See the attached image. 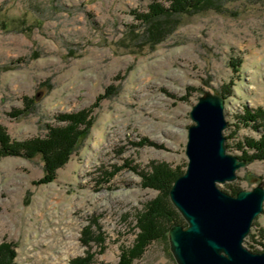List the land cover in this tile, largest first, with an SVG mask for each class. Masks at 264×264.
<instances>
[{"label": "rangeland", "instance_id": "obj_1", "mask_svg": "<svg viewBox=\"0 0 264 264\" xmlns=\"http://www.w3.org/2000/svg\"><path fill=\"white\" fill-rule=\"evenodd\" d=\"M151 1L0 0V123L11 138L46 137L64 125L58 114L93 107L89 131L54 172L41 154L0 152V244H14L16 264H70L89 250L93 264H117L141 231L139 216L162 204L163 220L186 224L169 194L167 202L172 180L157 186L146 177L157 163L185 172L190 110L201 95H223L233 83L228 152L241 155L239 142L259 136L240 116L246 105L264 107V0L173 13L155 36V20L133 14ZM25 97L34 101L20 114ZM261 181L264 159H255L219 186L234 193ZM88 226L103 233V248L94 238L85 244ZM260 229L264 209L244 243L251 250L263 247ZM132 264H178L168 233Z\"/></svg>", "mask_w": 264, "mask_h": 264}, {"label": "water", "instance_id": "obj_2", "mask_svg": "<svg viewBox=\"0 0 264 264\" xmlns=\"http://www.w3.org/2000/svg\"><path fill=\"white\" fill-rule=\"evenodd\" d=\"M226 99L201 95L190 110L185 172L173 182L169 197L186 224L168 231L178 264H264V251L244 243L264 209V182L235 195L220 188L238 178L248 160L228 152Z\"/></svg>", "mask_w": 264, "mask_h": 264}, {"label": "trees", "instance_id": "obj_3", "mask_svg": "<svg viewBox=\"0 0 264 264\" xmlns=\"http://www.w3.org/2000/svg\"><path fill=\"white\" fill-rule=\"evenodd\" d=\"M168 2V5L160 0H152L149 5V10L146 12H138L137 10L133 11L135 18L143 21L152 23L151 34L156 35V30L154 28L155 24H160L163 22V19L166 20L168 15L173 13H185L195 11L199 8L209 5L208 3L213 0H165ZM149 25V24H148ZM154 29V30H153ZM159 39L154 38V43ZM233 84V83H232ZM231 84V85H232ZM231 85H227L222 91L226 99V95H229L231 90ZM226 94V95H225ZM101 97L98 98V100ZM27 109H19L18 113L22 114L25 111L29 110V105L34 101L33 98L28 99L25 97ZM31 101V102H30ZM83 109L76 112L69 113H60L57 115V120L63 121L64 125L49 127V132L46 137H33L26 139L24 141H17L12 139L7 129L4 125L0 123V152L5 155H25L28 157H33L37 154L43 156V160L48 166V172H54L55 167L64 163L68 154L72 149L77 145L82 136H84L90 129L93 122L92 109ZM242 122L245 124L252 123L253 126L260 129V134L258 137H247L244 142H239V147L242 149V154L239 157L247 159L248 162L255 159H264V107H250L246 105L244 107V113L240 116ZM227 138V136H226ZM228 139V138H227ZM229 147V145L227 144ZM184 171L180 169H173L166 163H157L153 165V170L147 174L146 179L150 184L157 185V182L163 181L164 179H171L170 185L173 184L175 179L183 174ZM112 174L110 173V176ZM45 179H50L51 176L47 175ZM42 179L43 181L45 179ZM147 181V180H146ZM164 182V181H163ZM162 183V182H161ZM161 185V184H160ZM158 186V185H157ZM172 186V185H171ZM171 188V187H170ZM169 188V191H170ZM241 189L237 188L234 190L235 195ZM167 193V202L168 194ZM158 204L159 201L156 200ZM170 205V203H169ZM164 205H158L156 210H150L148 217H144L145 214L139 216V226L141 231L139 232L135 243L131 247H123L120 254V260L117 264H132L135 258H139L145 251L146 247L155 239L162 237V235L167 234L169 231V224L172 221L177 223L176 218H172L171 214L167 217L166 220H163ZM148 212V211H147ZM160 216V217H159ZM162 220V221H161ZM173 224V225H174ZM91 229V226L85 228L83 234V241L85 244L89 245L90 241L94 240L100 242V245L103 248V242L105 237L103 233L99 230L98 233ZM260 235L264 238V229H260ZM262 249L253 248V251H264V242H262ZM17 252L14 249V244L12 242H2L0 244V264H16L15 256ZM94 253L90 250L85 256H79L71 259L70 264H93L94 263Z\"/></svg>", "mask_w": 264, "mask_h": 264}]
</instances>
